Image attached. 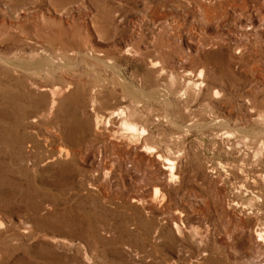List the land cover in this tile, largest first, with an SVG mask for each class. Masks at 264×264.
Listing matches in <instances>:
<instances>
[{
  "label": "rangeland",
  "instance_id": "rangeland-1",
  "mask_svg": "<svg viewBox=\"0 0 264 264\" xmlns=\"http://www.w3.org/2000/svg\"><path fill=\"white\" fill-rule=\"evenodd\" d=\"M59 1L0 0V264H264V0Z\"/></svg>",
  "mask_w": 264,
  "mask_h": 264
},
{
  "label": "bare ground",
  "instance_id": "bare-ground-1",
  "mask_svg": "<svg viewBox=\"0 0 264 264\" xmlns=\"http://www.w3.org/2000/svg\"><path fill=\"white\" fill-rule=\"evenodd\" d=\"M143 1V3H144V6H145V8L149 11L150 10V6L152 5V4H155L154 2H160V0H142ZM199 1H201V2H204L205 3V6H206V10H205V13H206V15H207V19L208 20H211V19H213V18H216V17H214V16H212V14H211V11H207V9L209 8V5L211 4L210 2H208L207 0H199ZM237 0H220L219 1V5H218V10H220L221 9V7L224 5V4H234V5H237ZM50 3L53 5V6H55V7H57L58 5H60L61 3H60V1L59 0H50ZM155 7H157V4L155 5ZM208 7V8H207ZM157 8H159V7H157ZM152 10V9H151ZM156 10H158V9H156ZM155 14H159L158 12H155ZM148 15V14H147ZM162 18V17H161ZM83 50V49H82ZM127 50H128V48H127ZM84 53V52H83ZM52 59V58H51ZM108 62V64H109V66H111V67H113L114 69H117V62L115 63L113 60H108L107 61ZM55 65V62L53 61V60H50V59H47L46 61H45V66H47V68H51L52 66H54ZM29 69V68H28ZM118 70V69H117ZM41 72V71H40ZM118 72V71H117ZM204 72H205V69H204V67H202L200 70H199V75L200 76H203L204 75ZM119 73V72H118ZM122 76V78H123V80H124V82L126 83V84H131L127 79H126V77H124V75H121ZM41 89L42 90H45V89H49V87L47 86V85H42L41 86ZM65 90L63 89V88H61V87H58V86H55L53 89H52V98H51V106H53L55 103H56V101H57V99L63 94V92H64ZM132 93V95L138 100H140V99H142V98H158V99H166V95H164V93H161L160 91H153V92H149V93H147V92H143V91H141V90H139L138 88L136 89V90H134V91H131ZM118 114V112L117 111H111V112H109V115H107V122H110L111 121V118L113 117V116H116ZM103 119H106V116H104V115H97L96 116V125H97V128L99 127V125H100V123H101V121L103 120ZM127 129H129L130 131H132V132H134L135 130H137V126H136V124H134L133 122H130L129 120H123L122 122H121ZM160 157V155H158V158ZM166 162L167 163H169L170 164V170H171V173H170V177H172V178H174V177H176L175 176V174H174V169H175V162L171 159V158H169V157H167L166 158ZM160 189H159V187H155L154 188V191H153V194H152V197H151V200L152 201H154V202H157L158 203V201L160 202H162L163 200H164V198H165V195L163 194V195H161L162 197L160 198ZM175 226H176V228H177V230L179 231V232H181V228H180V226L177 224V223H175ZM253 235H254V237H255V239L257 240V241H262V242H264V227L260 224H256L255 225V227H254V230H253ZM87 259V261L90 259V257H87L86 258ZM89 262V261H88Z\"/></svg>",
  "mask_w": 264,
  "mask_h": 264
}]
</instances>
